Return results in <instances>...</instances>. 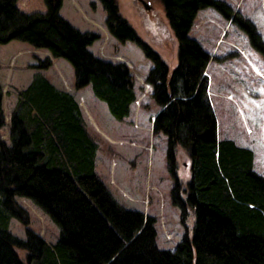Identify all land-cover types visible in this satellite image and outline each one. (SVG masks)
Wrapping results in <instances>:
<instances>
[{"label":"trees","instance_id":"16d2710c","mask_svg":"<svg viewBox=\"0 0 264 264\" xmlns=\"http://www.w3.org/2000/svg\"><path fill=\"white\" fill-rule=\"evenodd\" d=\"M99 1L109 32L137 44L153 62L145 77L160 108L152 129L167 138L171 169L178 145L188 153L187 188L174 186L171 199L182 218L194 211L192 236L185 234L174 250L156 245L154 217L118 203L97 174L98 143L79 103L36 72L17 91L8 122L0 85V130L7 124L9 132L8 142L0 139V264H264V176L254 170L252 149L217 137L204 74L210 54L190 35L198 11L211 7L234 20L264 56L256 26L224 0H159L178 44L170 68L121 16L115 0ZM16 3L0 0V44L19 40L67 60L76 89L90 85L115 119L126 118L136 99L133 76L124 62L90 51L98 34L62 17V0H44L45 13H24ZM17 196L31 200L59 228L54 243L30 230L26 239L9 231L11 218L29 221ZM17 249L26 252V262Z\"/></svg>","mask_w":264,"mask_h":264},{"label":"rangeland","instance_id":"374dc122","mask_svg":"<svg viewBox=\"0 0 264 264\" xmlns=\"http://www.w3.org/2000/svg\"><path fill=\"white\" fill-rule=\"evenodd\" d=\"M115 1L121 16L137 35L173 68L177 63L178 44L163 4L159 0H145L150 5L147 9L138 0ZM224 1L251 20L264 41V0ZM16 5L28 14L47 10L44 0H17ZM59 13L77 29L98 34L88 47L94 55L111 62H124L129 67L136 93L130 114L123 120L115 119L106 103L93 94L90 85L77 93L73 67L67 60L54 58L46 49L11 40L0 48V85L6 122L17 91L27 83L32 72H40L56 85L73 92L88 132L98 143L97 174L122 206L153 216L156 245L174 250L185 234L191 237L193 233L194 211L189 208L182 218L181 208L171 199L174 186L178 184L182 191L187 188L190 161L188 153L178 145L171 169L167 138L163 133H153L152 121L160 108L151 97V84L145 82L153 62L137 44L119 42L109 32L106 13L99 0H62ZM190 35L210 54L204 74L208 78L207 91L217 121V137L233 139L252 149L254 170L264 176V56L252 47L249 37L234 20L211 7L198 11ZM13 54L17 59L14 68L10 58ZM45 59L51 65L40 68L38 64ZM243 111L247 112L245 116ZM0 139L9 140L7 126L1 128ZM16 199L27 211L29 221L24 224L11 218L9 231L26 239L30 230L46 242L54 243L59 228L31 200L20 196ZM17 252L26 262V252L23 249Z\"/></svg>","mask_w":264,"mask_h":264},{"label":"crops","instance_id":"0c3cea01","mask_svg":"<svg viewBox=\"0 0 264 264\" xmlns=\"http://www.w3.org/2000/svg\"><path fill=\"white\" fill-rule=\"evenodd\" d=\"M9 42H11V41H9ZM9 42H7V43H3V44H0V48L1 47H5L4 46V44H8ZM51 54V53H50ZM10 58H12V60L11 61H13V63L11 64L12 65V68H14V62L16 61L17 62V59H15L16 58V55L15 54H13ZM16 64V63H15ZM34 73H36V72H32L28 77V81H27V83L25 84V85H23L20 89H23L24 87H26L30 82H31V79H32V77H33V74ZM18 78H20V77H18ZM5 79H7V78H5ZM8 80V79H7ZM18 80V79H17ZM52 82V81H51ZM53 83V82H52ZM56 87H58V88H60V89H63V90H66V91H68V92H70L72 95H73V97L76 99V96L74 95V93L73 92H71V91H69V89H67V88H65V87H60V86H58V85H56L55 83H53ZM19 89V88H18ZM81 89H79L78 91H77V93L80 91ZM76 93V94H77ZM94 97V96H93ZM98 99V98H97ZM16 100H17V94H16V96H15V101H14V103H13V105H15V103H16ZM76 101H77V99H76ZM78 102V101H77ZM79 103V102H78ZM14 107V106H13ZM11 111L12 110H10L9 111V113H8V116H10V114H11ZM246 111H243V114H244V116L246 115ZM5 114V113H4ZM6 119V118H5ZM8 120H9V118H8ZM4 126H7V129H8V125L6 124V125H4ZM8 134H9V132H8ZM8 142V141H7ZM239 145V144H238ZM255 156V155H254Z\"/></svg>","mask_w":264,"mask_h":264},{"label":"water","instance_id":"95a60500","mask_svg":"<svg viewBox=\"0 0 264 264\" xmlns=\"http://www.w3.org/2000/svg\"><path fill=\"white\" fill-rule=\"evenodd\" d=\"M138 1L142 2L145 8H147V9L150 8L149 2H147L145 0H138Z\"/></svg>","mask_w":264,"mask_h":264},{"label":"flooded vegetation","instance_id":"af4514ba","mask_svg":"<svg viewBox=\"0 0 264 264\" xmlns=\"http://www.w3.org/2000/svg\"><path fill=\"white\" fill-rule=\"evenodd\" d=\"M140 2V1H139ZM142 3V2H141ZM143 4V3H142ZM144 6V5H143Z\"/></svg>","mask_w":264,"mask_h":264}]
</instances>
